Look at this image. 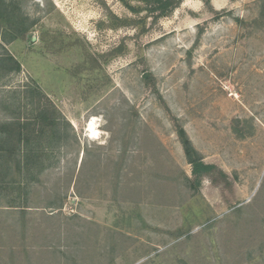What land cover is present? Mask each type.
<instances>
[{
    "label": "rangeland",
    "instance_id": "374dc122",
    "mask_svg": "<svg viewBox=\"0 0 264 264\" xmlns=\"http://www.w3.org/2000/svg\"><path fill=\"white\" fill-rule=\"evenodd\" d=\"M6 1L33 24L0 37L21 64L0 122L49 106L36 84L63 118L19 171L0 154V264H264V0H180L143 29L120 0ZM177 124L227 184L190 185Z\"/></svg>",
    "mask_w": 264,
    "mask_h": 264
},
{
    "label": "trees",
    "instance_id": "16d2710c",
    "mask_svg": "<svg viewBox=\"0 0 264 264\" xmlns=\"http://www.w3.org/2000/svg\"><path fill=\"white\" fill-rule=\"evenodd\" d=\"M120 1L127 9L134 13L145 11V15L138 17L136 21L143 29L149 15H152L153 19H156L158 15H163L171 11L180 0ZM132 1H137L139 3H132ZM114 18V20L118 21L116 23L117 25L130 22H128L127 19H121L116 16ZM32 24L33 22H29L28 17L22 13L19 7L16 8L15 5L6 0H0V28H3L1 30L2 32L0 31V37H3L6 42L10 43L13 40L24 38ZM2 68L5 69V73L13 71L18 72L21 70V64L12 54L7 52L6 56L0 55V69ZM31 91L34 96L37 94L43 98L45 97V102H47L49 106L46 107L45 105L42 106V104H39L35 108V113L29 119L20 120L19 118H15L9 122H0V154L1 156L6 154V156L4 155L5 158L7 157L15 161L14 170L16 171L21 169L20 155L19 157L16 155L19 153L18 151L23 148L25 151V147L26 153L31 152L29 145L32 141V135L36 133L39 136H44L46 130L51 129L52 133L50 135L57 136L58 123L59 120L63 118L37 84ZM176 133L182 144L185 157L191 165L192 179H189L191 186L195 187L200 185L204 177H209L211 182L215 184H220L221 182L224 184L228 183V175L220 167L213 163H206L203 160L202 154L194 147L183 126L177 124ZM29 157L30 155H28V158ZM26 163L28 164V159H26ZM0 167L3 168V162L0 163ZM7 169H9V167H7Z\"/></svg>",
    "mask_w": 264,
    "mask_h": 264
},
{
    "label": "bare ground",
    "instance_id": "6f19581e",
    "mask_svg": "<svg viewBox=\"0 0 264 264\" xmlns=\"http://www.w3.org/2000/svg\"><path fill=\"white\" fill-rule=\"evenodd\" d=\"M96 126V122H94L93 120L88 124V131L90 137H94L98 134Z\"/></svg>",
    "mask_w": 264,
    "mask_h": 264
}]
</instances>
